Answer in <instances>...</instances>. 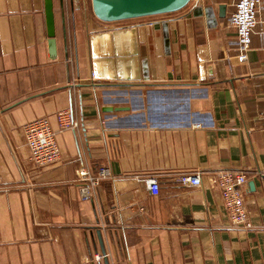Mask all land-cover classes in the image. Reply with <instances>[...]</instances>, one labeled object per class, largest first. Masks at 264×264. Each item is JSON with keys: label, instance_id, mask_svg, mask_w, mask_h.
<instances>
[{"label": "crops", "instance_id": "crops-1", "mask_svg": "<svg viewBox=\"0 0 264 264\" xmlns=\"http://www.w3.org/2000/svg\"><path fill=\"white\" fill-rule=\"evenodd\" d=\"M236 3L105 22L89 0H54L52 46L45 0H0V264H264V0L243 62ZM94 51L115 78L95 76ZM68 108L79 127L37 168L25 124L58 129ZM102 167L85 199L77 172ZM195 172L201 186L180 181ZM235 172L249 176L239 224Z\"/></svg>", "mask_w": 264, "mask_h": 264}, {"label": "built area", "instance_id": "built-area-1", "mask_svg": "<svg viewBox=\"0 0 264 264\" xmlns=\"http://www.w3.org/2000/svg\"><path fill=\"white\" fill-rule=\"evenodd\" d=\"M262 0H237L236 10L230 17V24L237 30L235 47L239 50L238 60L243 62L248 59V52L252 43V35L258 24V12ZM264 123V113L261 118ZM59 124L54 129L48 117H38L24 126L26 145L29 150V159L37 168H45L53 165L61 159L62 152L57 141L60 132L76 129L79 123L74 121L72 110L64 109L57 113ZM109 168L102 167L96 173L79 170L78 180L82 183L80 191L85 199H90L95 194L96 188L102 180L111 177ZM229 179L223 182L224 195L227 206L231 210L230 219L233 223H242L245 220L246 209L241 187L248 181L246 172L228 174ZM153 194H159L160 184L156 177H148L144 180ZM180 181L189 186L202 185L201 173H185L180 176Z\"/></svg>", "mask_w": 264, "mask_h": 264}, {"label": "water", "instance_id": "water-1", "mask_svg": "<svg viewBox=\"0 0 264 264\" xmlns=\"http://www.w3.org/2000/svg\"><path fill=\"white\" fill-rule=\"evenodd\" d=\"M192 0H92L94 14L102 21L116 22L134 18H141L159 14H167L185 8ZM224 8V6L222 7ZM45 14L48 35L51 45L55 44L56 21L54 13V0H45ZM100 36V35H99ZM94 40V37L93 39ZM94 51V74L99 78L106 76L100 69L102 60Z\"/></svg>", "mask_w": 264, "mask_h": 264}, {"label": "rangeland", "instance_id": "rangeland-1", "mask_svg": "<svg viewBox=\"0 0 264 264\" xmlns=\"http://www.w3.org/2000/svg\"><path fill=\"white\" fill-rule=\"evenodd\" d=\"M89 4H90V9L91 10H93V8H92V0H89ZM105 256H97L96 257V260H100V259H102V258H104Z\"/></svg>", "mask_w": 264, "mask_h": 264}]
</instances>
